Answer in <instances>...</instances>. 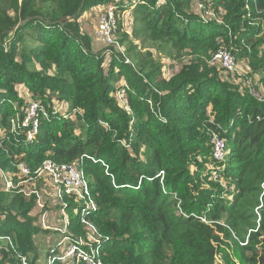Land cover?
Here are the masks:
<instances>
[{
	"label": "trees",
	"instance_id": "trees-1",
	"mask_svg": "<svg viewBox=\"0 0 264 264\" xmlns=\"http://www.w3.org/2000/svg\"><path fill=\"white\" fill-rule=\"evenodd\" d=\"M109 5L115 32L131 30L118 38L130 63L82 31L84 11ZM263 23L264 0H0V167L16 183L22 162L31 172L46 159L78 163L104 264H264ZM149 41L188 60L167 76L140 53ZM222 48L256 81L212 61ZM31 101L47 113L33 143L11 124ZM212 135L224 161L213 159ZM19 189L0 190V264H38L48 235L36 197ZM63 200L75 239L85 232L78 205Z\"/></svg>",
	"mask_w": 264,
	"mask_h": 264
},
{
	"label": "built area",
	"instance_id": "built-area-1",
	"mask_svg": "<svg viewBox=\"0 0 264 264\" xmlns=\"http://www.w3.org/2000/svg\"><path fill=\"white\" fill-rule=\"evenodd\" d=\"M201 9V5H199ZM98 30L96 31L94 38L101 41L105 45L115 46L119 49L118 42L113 39L114 32L116 30V17L112 6H107L98 17ZM118 52V51H117ZM124 56L121 51L118 52ZM127 61V59H125ZM212 61L219 62L221 68L229 73H235L238 75H244L243 66L235 59L233 54L227 49H219L213 56ZM129 63V62H126ZM125 89L120 88L116 91L115 95L122 104L124 103ZM258 97V95H257ZM126 108V102L124 104ZM53 109L58 110L54 105ZM47 116L45 110L36 102L31 101L24 109V115L21 119L17 117L11 120L12 129L20 127L26 129L27 141L33 143L34 136L38 133L39 126V114ZM211 142L213 146L212 156L216 161H224L225 153L227 152V146L225 142L217 135H212ZM18 180L14 183L12 177L8 172L0 167V190L8 191L14 187H19L20 193L29 197L34 195L37 199L36 208L33 210V215L37 216V211L41 210V190L38 185L48 187L52 189V192L56 195H67L72 197L74 202L78 205L74 210V214L79 216L80 223L83 224L85 232L83 235L75 236L72 239L70 233L67 232L68 226V214L61 210L62 222L61 239L56 246L58 248V255L50 257V260L46 264H51V260H56L62 264H104L97 254V250L94 243L98 242L95 236L94 227L86 220V213L96 209L94 200L90 197V189L87 181L85 180L83 173L78 166V163H56L52 160H43L41 165L37 167L33 172L30 171L25 163H19L16 165ZM213 178H217V173H213ZM39 181V182H38ZM65 202L63 200V207L65 208ZM62 208V209H64ZM66 209V208H65ZM67 210V209H66ZM42 224V223H41ZM40 226V225H39ZM43 228H49L42 224ZM47 257V258H48ZM21 264H29L26 257H22Z\"/></svg>",
	"mask_w": 264,
	"mask_h": 264
},
{
	"label": "rangeland",
	"instance_id": "rangeland-1",
	"mask_svg": "<svg viewBox=\"0 0 264 264\" xmlns=\"http://www.w3.org/2000/svg\"><path fill=\"white\" fill-rule=\"evenodd\" d=\"M196 4L197 3H193L192 8L199 10L198 7H195ZM104 9H105L104 6H94V7L83 12V14L80 18V20H81L80 24H81L82 31L86 35H89L90 37H91V35H93V36L95 35L96 31L98 30L97 18L99 16V14ZM205 10H207V9H205ZM200 12H202V11H200ZM202 15L205 18L214 17L213 13L212 14L207 13L206 11H204L202 13ZM124 16H125L124 23H127L128 27H130L129 25L131 24V21L127 18L128 16H126V15H124ZM255 24L256 23L253 22L252 25H255ZM130 31L131 30H127V31L123 30L122 32H125L127 35H130L131 34ZM122 32H115L114 33L113 39L116 43L118 42V38L121 36ZM135 41H137V40H135ZM136 44H138V42H136ZM118 45H119V49H115V50L118 52L121 51L122 53H124V59H127L126 62L130 63L131 62L130 58L125 53V51L127 49V46H126L127 43L120 44L118 42ZM100 48H101L100 45L96 44V46H94V51H96L95 53H99L101 50ZM139 51H140V53H143L144 55L146 53L150 54L151 59L157 61L160 65H162V71L167 76H169L171 74V71H173L175 68L180 67L178 65L180 63H182V61L188 60V57H185L182 59V58H179V56L178 57L173 56V54L175 52L173 53V51L168 46H165V44L163 42H157V41L146 42L144 44H141ZM238 62L243 66L244 74L246 75V73H247V78L250 81H252V80L256 81L255 79H257V76L252 75L250 73L247 65L241 60H238ZM19 90H20L21 94L23 95L24 99L28 100L29 96L23 91V89L21 87H19ZM64 109L65 108L62 106L58 107L59 112H62ZM38 187L41 190L42 208H41V210L37 211V216H35V217L37 218L36 221L40 225V227L42 229H47V231H48V235L41 237L40 243L38 242V248L43 250V254H41L42 256H40L38 264H46V262L50 260V257L47 258L45 255L46 254L45 252L48 249L53 248L54 246H58L57 243L61 239V231L63 230V228H61V222L63 219L61 216V210H64L65 214H68V211L63 207L62 195L58 196V195L54 194L52 192V189H50L48 187H43V185H38ZM62 208H64V209H62ZM41 223L44 224L45 226L49 227V228H43ZM259 239H261L262 243H264V234L259 236ZM231 252H233V251L231 250ZM53 254L54 255H52V257H54V256L56 257L58 255V252L55 251V252H53ZM220 261H221V259L218 258V262H220Z\"/></svg>",
	"mask_w": 264,
	"mask_h": 264
}]
</instances>
